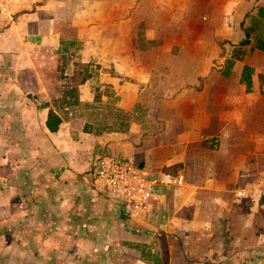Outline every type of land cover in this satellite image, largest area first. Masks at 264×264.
<instances>
[{
  "label": "crops",
  "instance_id": "obj_1",
  "mask_svg": "<svg viewBox=\"0 0 264 264\" xmlns=\"http://www.w3.org/2000/svg\"><path fill=\"white\" fill-rule=\"evenodd\" d=\"M174 1L0 0L3 264H264V200L236 197L264 171V0ZM105 156L150 177L141 219Z\"/></svg>",
  "mask_w": 264,
  "mask_h": 264
},
{
  "label": "built area",
  "instance_id": "obj_2",
  "mask_svg": "<svg viewBox=\"0 0 264 264\" xmlns=\"http://www.w3.org/2000/svg\"><path fill=\"white\" fill-rule=\"evenodd\" d=\"M105 88L102 86L101 90ZM92 175L100 186L122 198L121 207L125 218L138 220L143 217L153 194V183L142 168L116 156H105L98 161ZM183 183L182 176L163 173L164 185L181 186ZM236 197L239 200H264V171L237 190Z\"/></svg>",
  "mask_w": 264,
  "mask_h": 264
},
{
  "label": "rangeland",
  "instance_id": "obj_3",
  "mask_svg": "<svg viewBox=\"0 0 264 264\" xmlns=\"http://www.w3.org/2000/svg\"><path fill=\"white\" fill-rule=\"evenodd\" d=\"M156 1V10H157V15H161L162 13V10H164L165 12H168L171 16V20L174 21L175 17H177L179 15V12H180V3L177 2V1H174V0H155ZM243 1H246V0H236L234 3L235 5H231V4H225V6H220V13H225V16L226 17H231V16H237V15H240V17L243 15H241V12H242V9H244L245 7H242L240 6L239 4ZM221 4L224 3V2H227V0L223 1L221 0L220 1ZM159 5H162V6H159ZM167 15V17H168ZM158 18V17H157ZM172 24V23H171ZM81 43H77L71 47V51H70V54L69 56L70 57V60H74L75 59V55L76 53H79V51H81ZM77 60L75 61V64H74V71H76L77 73H81V76H83V74L87 71L90 63H88L87 61H81L80 60V56L77 55L76 56ZM64 72V71H63ZM87 75V74H86ZM1 263L0 264H3V261H0Z\"/></svg>",
  "mask_w": 264,
  "mask_h": 264
},
{
  "label": "trees",
  "instance_id": "obj_4",
  "mask_svg": "<svg viewBox=\"0 0 264 264\" xmlns=\"http://www.w3.org/2000/svg\"><path fill=\"white\" fill-rule=\"evenodd\" d=\"M263 86H264V83H263ZM60 119L51 111L49 113V118H48V122H47V125H48V128L50 129L51 132H56L60 126ZM88 129V128H86Z\"/></svg>",
  "mask_w": 264,
  "mask_h": 264
}]
</instances>
